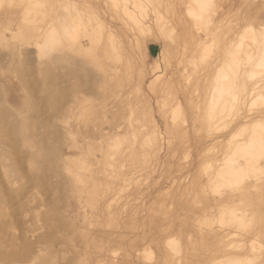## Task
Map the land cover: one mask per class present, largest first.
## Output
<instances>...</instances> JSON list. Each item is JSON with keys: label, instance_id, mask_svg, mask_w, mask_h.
Here are the masks:
<instances>
[{"label": "bare ground", "instance_id": "6f19581e", "mask_svg": "<svg viewBox=\"0 0 264 264\" xmlns=\"http://www.w3.org/2000/svg\"><path fill=\"white\" fill-rule=\"evenodd\" d=\"M214 2V0H0V47L8 51V53L5 54L6 57H9L12 60L17 59L18 62L15 68H18L22 73L35 70V68L30 65L33 60H31L30 63H28V61V64L25 62L26 58L29 59L28 57L30 54L34 52L38 64L36 68L43 81H47L46 76L50 68H54L52 65H55L57 62L61 63L62 67H65V65H73L74 67V65H80L81 60H86L90 62L91 65L93 64V67L97 68L99 75L100 73L106 74L108 72V76L109 70L115 67V63L116 67L119 66L118 63H121L122 65L120 66L122 67H119V70H111L114 74H111L112 77L111 79L109 78L111 80L109 82L110 84L113 83L115 85L129 82L132 85L136 79L132 80L133 78L130 76L132 74H129L128 69L130 63L131 66L134 65V62L136 63L137 57L136 54H133V50L136 48L140 53L139 55L146 57L148 56L149 43H161L159 56L154 59L152 65L153 68L150 67L152 68L150 70L154 73L160 72V74L154 79L152 78L153 80L149 83V88L155 93L163 92L164 94L169 95L170 97L168 98V96L163 93L160 94L161 97L162 94L164 97H167L164 99H168L169 101L171 100V97L175 98L176 101L174 104L171 106L172 102L168 105V107L170 106L173 108L171 111L173 117L180 118L181 122H184L183 124H187L185 119L189 114L188 112H190L189 116L192 117V120L194 121H192L193 124L195 123L197 126H195L197 128H195L196 131H199L200 133L204 132L205 135L204 136L199 132L197 133L200 134L199 137L203 135L201 140H204L202 142L200 141L202 143L201 146L198 145L200 143L199 141L198 144H195L197 145V148L198 146L201 148L200 159V156L197 154V157L200 160H197V162H200L198 165L199 169H197V173L199 174L197 176L194 175V179L192 177V181L190 182L188 180L189 176H187L189 183L186 188L178 190V188H176L177 185H175V189L169 191L170 193L163 192L161 189L162 192L160 191V193L166 194H161L162 196L157 194L158 197L149 201L150 203H148V200H143L144 202L134 204L132 203L133 200H131L134 195L123 191L124 188L126 190L125 186H127L130 180L125 182V186H123L124 184L118 185L115 184L117 182H114V185H118L117 188H114L115 186L112 187L111 181L104 182L103 179H99V176H102V173H104V176L107 175H105V173H111L114 175L113 177L115 179L121 177L126 180L127 176L133 175V177L138 181H141V183L144 182L143 177H145L144 180L146 179L148 182L150 180V175L148 177V173H157L152 172L155 171L156 168L148 173L147 171L150 169L146 172L144 170L150 167L152 168L153 163L155 161L157 163L162 152H166V155L170 156V154L176 149V152H178L179 147L181 149L183 147L186 148L185 144H187L188 147V139L190 140V138H188L190 135L188 137L186 136L188 131L186 133L181 124L176 123L174 125L172 123L173 126L171 125L170 128L166 129L167 134L164 133L167 137L166 140V137H164L162 133L164 131H160L159 129V123L156 120V110L149 98H147L148 95L145 96V94H141L140 92V94L134 92L137 90L138 85H143L141 83L144 81V75L138 72V76L136 75L137 80L135 81V83L138 82V84H136L137 86L135 85V90L132 88L134 90L132 91L129 87L132 91L129 90L130 93L134 92L136 96H133V99H131V95L128 93L125 98L130 96V99L126 98L124 102L116 103L112 109L108 108L109 104L106 105V101L105 103L102 101L100 105L97 102L96 107L99 106V108H89V105L87 104L89 101H81L78 98L80 103L77 105L78 107L75 112L72 111L73 117L71 119L69 118L70 121L67 123L70 132L68 131V134H65L66 136L68 135V137L64 138L67 140L70 135L74 141L75 138H80V142L85 141L88 145V147H86L87 150H85L84 153L82 151H74L71 154L69 152V155L65 151L67 155L70 156H67V162L75 167L71 173L76 177L77 182L85 186L81 189L85 190V205L95 212L93 215V221L88 222V225L90 224V229L87 230L85 234H82V237H78V243H75L73 246L77 249V252L83 254L81 257L84 258V264H101L104 262L103 256L105 255H103V253H105V251L103 248L106 247L107 249L109 245L108 243L110 242L109 240L112 239L108 236V238L106 237L105 239L103 237L105 233L108 234L112 232V235H116L117 237L122 236L123 240H127L131 231L130 226L136 224H139V226L142 224L141 228L143 231V237H145L146 234H149L148 237L152 238L150 241H164L162 246H158L157 249L153 247L154 245L151 246L150 244H146L144 248L141 246L143 251H141L140 255L144 258V261H146L145 264H179L177 262L179 258L176 260L175 256L179 255L181 258H186V254L187 256L190 254L197 256L198 260L196 257L195 259L197 261L201 259L203 261L201 264H264V179H262V175H260V173L264 172V151H262L261 148L262 143H264V127L261 126L264 124V18L258 19V16L251 17L252 14L249 9L248 11H244L242 14L243 17L242 15L240 17L239 14L235 15L236 18L234 21L231 20L234 18L230 17L231 19L226 23L225 19L226 21L228 20L226 16L223 18L221 17V19L219 18L220 20L217 22L218 14L216 13L218 10L214 14V9L220 7L216 8V4H219V2ZM221 4H223L222 1ZM213 5L216 7L213 8ZM161 8H163L166 13L172 12L177 14L175 15L176 17L167 20L170 15L166 17V14L164 15ZM150 10L153 12V17L151 15V17L149 16ZM108 12L111 17L110 20L108 18L109 16L106 15ZM113 19H115L114 21L116 22L119 21L121 26L117 23H113ZM176 26L179 27L178 30H176ZM180 46L181 51L185 50V53L187 54L186 64H193L196 68H194L195 72L192 71V73L194 72V75H191L193 79L195 77L194 85L192 86L193 94H191V88L188 84V86H186L187 89H183L184 91L182 90L183 93H181V95L184 94L183 100H185V106L177 100L178 96L176 97L175 94L178 90L176 89V92L173 91L174 86L178 84L177 81H175L176 73L171 71L172 75H170L167 72V68H170L169 66H172L171 64L174 62H172V59L177 58L176 56L178 55V52H180L178 51L180 50ZM30 47H32L33 50H30ZM220 51L221 55L218 57L217 54L220 53ZM145 60H147V57ZM181 61L184 62L183 60ZM145 62L146 61H144V63ZM84 64L86 63L83 62V65ZM179 65L181 66V64H178V66ZM83 67L85 68V66ZM135 67L134 69L137 68ZM164 69L167 71L162 74ZM182 70L183 69H181V71ZM0 73L2 74L1 78L5 80L4 91L0 96V107L4 109L8 108L13 111L14 114L12 115H15L16 117V119L14 118L13 125H17V129L20 128H18V126H21L28 130L29 125L30 129H33L34 127L31 124H35L34 122L36 120L31 117V112H28L29 114L27 113V110H30V108L27 109L26 107L28 104L32 105L30 107H34L35 104H31V102L28 103L29 100L28 102L26 101L28 99H26L28 93H22L21 88L18 89L19 83L17 84L15 81L16 76L13 78L6 76V65L0 68ZM93 73L97 74V72ZM183 73L184 75H187V70L185 68ZM135 74L136 72L134 75ZM196 74L197 76H195ZM181 77L183 78V76ZM192 77H190V80L193 82ZM190 80H188V83ZM174 81L176 83H174ZM39 83L42 82L39 81ZM89 83H91V85L94 84L92 81ZM91 85L89 90L92 89ZM103 88L101 87V89ZM149 88L147 89L148 91ZM138 91L141 90L138 89ZM141 92L144 93V90ZM155 95L154 97L156 98ZM72 97L70 98L71 100ZM173 98L172 101H174ZM50 99L47 103H50ZM100 99L101 98H99V100ZM71 100H69V102H71ZM162 100H160V104L162 105L164 103L162 105L163 107L159 106L157 110L165 117V114H169L166 109L164 110V106L167 105V100H164L163 103ZM51 102L55 103V100ZM73 104H71V106H73ZM34 109L32 112L39 110L38 107L36 111ZM38 113L40 114V111H38ZM52 113L56 116L54 111ZM40 118L41 117H39L38 122L40 121ZM57 118L59 119L58 115ZM43 119H46L45 116ZM166 121L167 119L163 120V123H166ZM188 121L190 122V120ZM38 122L36 121L37 124L35 126L38 125ZM48 124L51 126L50 122L47 123V126H49ZM104 124L109 126L110 130L108 132H105L106 129L103 128ZM31 126L33 128H31ZM191 126L194 128L192 124ZM51 127L54 128V125ZM34 129H37V127ZM27 130H25V132H28V135L32 136L34 139V133H32V135L30 133L31 130ZM217 130L221 132L219 133L220 136H216V139H212L213 141L211 142L208 141L211 140L209 138L213 137L212 135L215 133L214 131ZM46 132L48 133L49 131ZM54 133L55 132L52 134L51 131L52 135H56ZM16 134L17 133H15V135ZM22 134L23 140L25 141L23 142L25 144L27 143L26 140L29 138V140L32 141L30 136H26L27 133L25 134L23 132ZM38 135L40 136L42 134L37 133V138H39ZM214 135H216V133ZM52 137L58 136L56 135ZM71 138H69L68 141H71ZM19 139L22 141V137ZM105 139H109L113 143L108 148H102L103 143L101 144V142ZM17 141L20 142L19 140ZM52 141L55 140L52 139ZM28 142L30 143V141ZM99 142L102 145V149L100 148L99 150L100 156H97L96 154H98V150H96L97 148H94L95 146L93 147V145ZM192 142H190V144ZM32 143H34V141ZM69 144L71 145V143ZM190 144L188 148L193 149L192 144ZM37 145L38 147L41 146L39 144ZM76 145L81 146L76 143L75 147ZM28 147L27 144L26 149ZM78 147L76 148L78 149ZM83 148L85 147L83 146ZM200 148L198 149L200 150ZM181 151L184 152L182 153ZM181 151L179 150V152H181L180 154H183L182 156L184 157L185 151L187 152L188 150L186 148ZM189 151L187 154L190 156L191 153ZM83 155L85 159H82ZM187 156L185 157L186 160L189 158ZM0 160H2V157ZM167 162L170 163V158ZM33 163L36 164L35 161H33ZM156 163H154V166L158 168V166L155 165ZM169 163L168 166H170ZM69 166L70 169L68 168L67 170L73 169V167L71 168V165ZM171 166L174 168L173 165ZM165 167H162V169ZM178 167L180 168L179 165ZM8 168H6V170H8ZM13 169L15 168L13 167ZM162 169L161 171L163 173V170L166 169ZM137 170H143L145 172L142 171L143 173L141 172L142 174H140L141 177L143 176L142 180L140 177H137ZM135 171L136 173H134ZM186 173H188V171ZM66 175L69 174L66 173ZM169 175L165 174L164 176L169 177ZM164 176H162L163 179ZM153 177L155 176L153 175ZM69 179L70 177L67 180L69 181ZM160 179L162 180V178ZM71 182L72 181H70V183ZM158 182L160 183V180H158ZM158 182H155L156 185ZM175 183L176 182H174V184ZM72 184L68 186L71 187ZM75 184H73V186ZM148 184L149 183H147V185ZM174 184L172 183L173 187ZM12 185L13 183L11 186ZM129 185L130 183L128 186ZM156 185L154 186L158 187ZM121 186L124 188L121 189ZM141 186L143 187L142 184ZM118 187H120V190ZM144 187L146 188L148 186ZM77 188L78 185L76 189ZM141 188L140 190L138 189L137 192L140 193L143 189ZM61 189L63 188L61 187ZM226 189L232 191L227 193L225 192ZM63 190L66 189L64 188ZM167 190L168 189H166V191ZM111 192H113V194H111ZM209 193L218 194V198L216 197L215 199L212 194V197L215 200H211L212 198L210 199L211 196H209ZM109 195H113L114 197H112V199L109 198L106 202L105 198L108 199L107 196ZM184 196L188 197L184 198ZM79 197L81 196H78L77 198L79 199ZM143 197L144 195L141 196V198ZM146 197L148 198V195ZM103 200L104 202H102ZM78 203L79 202H77V204ZM79 206L77 205V207ZM87 207L85 208L87 209ZM141 213H146L148 215L146 217L144 215L140 216ZM87 220L85 225H87ZM90 220H92V218ZM150 220L151 222L155 221V223H160L161 226L159 227V232L162 233V235L165 233V236H162L161 234L155 236L156 233H151L154 228L148 230V224H150L148 221ZM7 222L9 225L10 220L8 219ZM84 223L81 224L84 225ZM215 223L220 226L232 227L234 228L233 230H237V232L239 231L240 234H238V236L240 239L231 234L235 240H230L232 236L229 234L231 237L227 239L225 238L226 240L229 239V241L226 242L224 246L220 248L217 247V241H220L219 237H223L224 235L220 234L218 230L215 232L211 229ZM11 225H13V222ZM190 225L191 228L188 230ZM13 226L18 228L17 224ZM114 227H118V230H116V232L110 231ZM1 228L3 229V227ZM13 231L15 234L16 230L14 229ZM81 231H83V229ZM192 232L199 234L196 241H193ZM227 234L228 233H226V236ZM252 235L257 236L259 242L255 245L256 242L253 240L249 246H246V243H249V237L244 236ZM39 237L41 236L39 235ZM122 237L120 239H122ZM184 237H186L187 242H185V244L182 242V238ZM118 239L116 242L120 240ZM11 240L12 239H10V241ZM14 240L16 241V238H14ZM221 240H223V238ZM39 241L40 239L38 242ZM32 242L34 243L33 240ZM0 244H2V242H0ZM6 245H4V247ZM32 245L34 244L30 243V245L24 246V249H22L23 247L20 248L16 246L21 249V251L20 253H14V256H19V258L25 257V259L29 258L30 260L36 257L35 261L31 264H55L58 258H61L62 260L67 259H65L67 254L65 255V252L58 250L59 248H47L46 251L48 252L42 249L39 253L42 251L44 253L45 251L43 256L36 254L35 252L37 250L34 252ZM114 245L112 248L113 250ZM123 246L122 243L121 249L126 248V246L125 248ZM130 246H132L131 243ZM6 247L9 249L8 246ZM111 247L112 245L110 248ZM119 249L117 248L116 251L118 252ZM2 254L4 253H1L0 256H2ZM102 257L103 259H101ZM4 259L5 258H3V260ZM3 262L4 261H2L1 264ZM113 264H115V262ZM129 264L134 263L130 261Z\"/></svg>", "mask_w": 264, "mask_h": 264}, {"label": "rangeland", "instance_id": "374dc122", "mask_svg": "<svg viewBox=\"0 0 264 264\" xmlns=\"http://www.w3.org/2000/svg\"><path fill=\"white\" fill-rule=\"evenodd\" d=\"M171 1H173V0H171ZM214 1H215L214 3H218L219 2V4H216L217 7L213 5L214 6L213 8L220 7L218 9H214V14L218 10L217 13H216V14H218L217 22H219V20L223 16V14H224L223 17L227 16L226 18H228L227 21L225 19L226 23H228L229 19H231V18H234V19H231V20L234 21L235 18H236L235 15L239 14V16L241 17V15L244 13V11H248L249 9H250V12L252 14L251 17L258 16V19H260V18L263 19L264 18L263 17L264 16L263 15L264 14V0H258V1L257 0H251V1L250 0H220V1L219 0H214ZM221 1L223 2V4H221ZM252 3L254 4L253 6H252ZM182 9H183V7H182ZM161 11H163L164 15L166 14L165 15L166 17H168L170 15L167 20L174 19L176 17L175 15H177V14L172 13V12L166 13L163 8H161ZM105 12H107V11H105ZM240 12H241V14H240ZM103 13H104V11H103ZM149 13H150L149 16L150 15L152 17L154 16L153 12L151 10H150ZM106 15L109 16V12L106 13ZM242 17H243V15H242ZM108 18L110 20L111 17L109 16ZM114 20L115 19L112 20L113 23H117L119 26H121L119 21L116 22ZM178 29H179V27L176 26V30H178ZM29 49L33 50L32 47H30ZM178 49H179V46H178ZM134 51H136V52H134ZM160 51H161V43H149L148 44V56H146L147 60H145L146 57H144L142 55H139L140 53L138 52V50H136V48H135V50H133V54H136V57H137L136 58V63L138 65L134 62V65L132 64L133 66H131V63H130L129 64V69H128L129 70V74H132V75H130L131 78H133L132 80H134V79L137 80L138 73H141L142 75H144V81H143V83H141L144 86L143 85H140V86L138 85L137 90H135V85L138 84V82L135 83L136 80H134L132 85L129 82H127V83L124 82V83H121L120 85H115V84L111 83L113 86L110 84L109 81H111L110 79H111L112 75L114 74V72H111V70L112 71H115V69L119 70L122 67V66H120V65H122L121 63H118L119 66H117V67H116V63H115V65H114L115 67H113L114 70H113V68L111 70H109V76H108V72L106 74L104 73L105 75L101 74V73L99 75V73H98L99 71L97 70V68L93 67L94 65L92 64L93 65L92 66L91 63L86 61V60H81V64L80 65H74V67H73V65L72 66L65 65V67H62V64L57 62L58 64L56 63L55 65H52V67H54V68H50V70L48 72V74L50 76L48 74L46 76V79L48 81L47 82V81H43L42 78L39 75V71L36 68L38 64L36 62L34 52L30 54V56L28 57L29 59L26 58L25 62H26V64H28V63H30L31 60H33V61H31L32 63H30V65L33 66L36 71L33 70L31 72L27 71V72L22 73V72H20L18 70V68H15V66H17V62H18L17 59L16 60H12L9 57H6L5 54H7L8 51L0 47V68L2 66L6 65V68H7L6 76L9 77V78H13L14 76H16L15 81H16L17 84L19 83L18 84V89L21 88V92L22 93L23 92L28 93L27 97H26V99L27 98L28 99L26 101L28 102V100H29L28 103L31 102V104H33V105L35 104L34 107H30L32 105L28 104V106L26 108L27 109L30 108V110L26 109L27 113L31 112L30 113L31 117L35 118L34 120H36L37 122H38L39 117H41L40 121L38 122L39 127H38V125L35 126L37 124L36 121H35L34 122L35 124H31V125H33L34 128L37 127V129H34L32 126H31V128H33V129H30V125H29V129L31 131L29 129L28 130L30 131L31 134L34 133V136H33L34 139L37 138L36 137L37 133H39V134L41 133L42 134L40 136L38 135L39 138H37L38 140L36 139L37 140V142H36V140H34L32 138V136L28 135V132H25V130H27L26 128L18 126V128L19 127L20 128L17 129V125H13L14 120L16 119L15 115H12V114H14L13 111L9 110L8 108L4 109V108L0 107V111H1L0 112V138H1V140L4 141L3 142V141L0 140L1 144H2V145L0 144L1 145L0 146V156L2 157V160H0V223L2 222L0 224L1 225L0 228L3 227V229L2 228L0 229V242H2V244H0V250H3V251H0V254L1 253L5 254V255L2 254V256L4 255L3 257L0 256V261L1 262L4 261L2 264H28V263L31 264L32 262H34L36 257H34V259L30 260L29 258L25 259V257H23V258L20 257L19 258V256L18 257L14 256V253H17V252L20 253V251H21V249H19L18 247H20V248L23 247L22 249H24V246L30 245V243L34 244V245H32L33 249H34V252L37 250L35 253L38 254V255L40 254V255L44 256V253H45L46 249L50 248V247H53L55 249L59 248L58 250H60L62 252H65V255L67 254L66 257H65V259L67 258L66 260H62L61 258H58L56 260L55 264H57V263H59V264H69V263L70 264H84V260H83L84 258L81 257L83 254L77 252V249L75 247H73V246H74L75 243H78V239L77 238L78 237H82L83 236L82 234H85V232L90 229V226H89L90 224L88 225V222H92L93 221V217H94L93 215H94L95 212H94V210H91V208L87 207V205H85V199H86V196L84 194L85 190H81L85 186H83L82 184L77 182L76 177L73 175V173H71V172H73L72 170H74L75 167H74V165L69 164V162H67L66 158L68 156L67 153L69 154V152H70V154L72 152H74V151H82L84 153L85 150H87L86 147H88V145H87V143L85 141H81L80 142V140H81L80 138H75V141H74V139L71 138L70 135H69V138H71L73 141L71 139H70L71 141H68L69 138L67 140H65L66 138H64V137H68V135L67 136L65 135V134H68V131H69L67 123H69L70 119L73 117L72 114L77 109V107H78L77 105H79V103H80L79 100H81V101L82 100L83 101L84 100L85 101L86 100L89 101L87 103L89 105L88 106L89 108H91V107L92 108H99V106L96 107L97 106L96 105L97 102L100 105V103H102V101H103V103H105V101H106L105 104L106 105L109 104L108 108L112 109V107L115 106L116 103L124 102L126 100V98H129L130 96L125 98V96H127L128 93H129V95H131V99H133V96L134 97L136 96V94H134V92H136V93L140 92L141 94H145V96L148 95L147 98H149V100L153 104L154 109L156 110V120L159 123L158 126H159L160 131H164V132H162L164 137H166L165 134H167V130L166 129L170 128L171 125L173 126V124L175 125L176 123L181 124L182 128L185 129L186 133L188 131V133L186 135L187 137L190 135L188 137V138H190V140L187 138L188 142H189V143L187 142L188 143V147H189L190 142L193 141L191 143L192 146H193V149L192 148H188L187 144H185V147L187 148L188 151L190 149V151H189L191 153L190 156L187 154L188 151L187 152L185 151V153H184L185 156L184 157L182 156L183 154H180L181 152L182 153L184 152V151H181V150L186 149L184 147H183L184 149L183 148L181 149L180 147L178 148L181 152H179V150H178V152H176L177 151V149H176L173 153L170 154L171 157L166 155V152H162V154H161V156H160V158L158 160L159 162L157 161L158 164L156 163V161L154 162V163H156L155 165L158 166V168L155 167L154 163H153L152 168L150 167V168L144 170L146 172L147 170L150 169L149 171H147V173H148V172L152 171L153 169L155 170V168H156V170L152 171V172L153 173L157 172V173H155V174H152L151 172L148 173V177L150 175V177H149L150 180L148 178V180L150 182L149 181L147 182L146 179H145L146 180L145 181L144 180L145 177L142 176L143 177V181L145 183L146 182L149 183L148 185H147V183L145 184L144 182L141 183V181H138L136 178L133 177V175L132 176L131 175L127 176L126 180H125V178H121V177L119 179L116 178V179H118V180H116L113 177L114 175L111 174V173H105V175L107 174L106 176L108 178L106 176H104V173H102V176L101 175L99 176V179H101V180L103 179L104 182L111 181L112 182V187L115 186L114 188H117V186L119 184L120 185L124 184L123 186H125V184H126L125 182H128L130 180L128 182V184L130 183V185H129L130 187L127 184V186H125L126 190H125V188L123 186H121V189L124 188L123 191H126V193L129 192L130 194L134 195V196H132L133 198H131V200H133L132 203L136 204V203L144 202V201H147V200H148V203H150L149 201L153 200L155 197H158L157 194H160V195L161 194H166V193H160L161 189H162L163 192L170 193L169 191H172L173 189H175V185H177L176 188H178V190L182 189V188H186L188 183L190 181H192V177L194 179V177L199 174V173H197V171H198L197 169H199V166H198L199 163H200L199 159L201 158V156H200V154H201L200 146L202 145L201 142L204 141V140H201L203 138L202 136L204 135V132L200 133L199 131H196V129H197L196 127L197 126H196L195 123H194L195 125L193 124L194 121L192 120V117L189 116L190 112H188L189 114H188V116L186 118L187 120L185 119L187 124L189 122L188 120H190L188 125L187 124H183L184 122H181L180 118L173 117V113L171 112L173 110V108H171L170 106L168 107V105H170L173 102L171 104V106H172L174 104V102L176 101L175 98L171 97L170 98L171 102H170L168 99H164V98H167V97H164V95L168 96V98L170 97L169 95L164 94L163 92H161V93L164 94V95L162 94V97H163L162 98L161 95H160L161 93H155L149 88V83L151 82V80H153L158 74H160V72L159 73H154L152 70H150V69L153 68L152 65H153L154 59L159 56ZM178 51H180V52H178V55L180 56V58L177 55L176 56L177 58L172 59V62L173 61L174 62L171 64L172 66H169L171 68V70H170V68H167L168 71L164 69L162 74L165 71H167L170 75H172L171 71L176 73L175 74V78H176L175 81H177L178 84H176L174 86V88H173L174 90L173 91L176 92L175 90L176 89L178 90L176 92V94L175 93L174 94L176 95V97L178 96L177 100H179L183 104V106H185L186 103L184 102L185 100H183L184 99V96H183L184 94L181 95V93H183V91L185 90L186 86L190 85L189 87L191 88V92H192L191 94H193L192 86L194 85L195 77L193 79L192 76L194 75V72H195L194 68L195 67L193 66V64H191V65L190 64H186L187 63V57H186L187 54L185 53V50L181 51V46H180V50H178ZM217 51H219V50H217ZM180 54L182 55V57H181ZM220 55H221V51H220V53L217 54V56L219 57ZM139 56H140V58L142 57L141 61H140ZM1 58L3 59V61H2ZM177 59H178V62H177ZM138 60H139V62H138ZM143 60L146 61V62L144 63ZM181 60H183L184 62H182ZM83 62H85L87 65L86 64L83 65ZM178 64H181V66L180 65L178 66ZM183 64H184V66H183ZM82 65L85 66V68ZM186 65H187V67H186ZM143 66H144V68H143ZM55 67H56V69H55ZM134 67L136 69H134ZM138 67H140V68H138ZM150 67H152V68H150ZM146 68H148V69H146ZM184 68L187 70V75H184V73H183ZM179 69H180V71H179ZM181 69H183V70L181 71ZM53 71H54V73H53ZM192 71H194V72L192 73ZM93 72H97L98 76H97L96 73H93ZM135 72H136V74L134 75ZM17 75L20 76V77H18ZM147 75H149V76H147ZM181 76H183V78ZM195 76H197V74ZM1 77H2V74L0 73V96L2 95V93L4 91L3 88H4V84H5V80L2 79ZM17 77H18V79H17ZM190 77H192L193 82L190 80ZM106 79H107V81H106ZM102 80H103V82H102ZM185 80H187V81H185ZM188 80H190L189 83H188ZM39 81L42 82V83H39ZM91 81H92V83L94 82V84L91 85V83H89ZM175 81H174V83H176ZM26 82L27 83L29 82V83L27 84ZM103 83H104V86H103ZM129 84H130V86H129ZM90 85H91L92 89L89 90ZM178 85H180V86L182 85V86L180 87ZM101 87L102 88L104 87V88L101 89ZM129 87H130V89L132 91H134V90L135 91L133 93H130L131 90L129 89ZM141 87L144 90V93L141 92V91H143L141 89ZM121 88H123V89H121ZM132 88H134V90ZM148 88H149V91L147 90ZM138 89L141 90V91H138ZM44 90H46V91H44ZM48 90H50V91H48ZM51 92H53V93H51ZM42 93H44V94H42ZM48 93H50V94H48ZM153 93H155L157 95L159 94L158 95L159 97L157 95L153 94ZM47 94H48V96H47ZM82 94H83V97H82ZM106 95H107V97H106ZM154 95L156 96V98L154 97ZM52 96H53L54 99L52 98ZM79 96H81L82 99ZM71 97H72L73 101L70 99ZM160 97H161V99H160ZM31 98H32V100H31ZM50 98H52V99H50ZM78 98H79V100H78ZM99 98H101V99L99 100ZM172 98H173L174 101H172ZM181 98H182V100H181ZM49 99H50V103H47V101L49 102ZM105 99H107V100H105ZM162 99L167 100L166 101L167 105L164 106V110L166 109L167 113H169L168 114L169 117H168L167 114H165V117H164V115L159 113L158 110H157L159 106L163 107L162 105L164 104L163 103L164 100H162ZM54 100H55V103L51 102V101H54ZM69 100H71L72 103L69 102ZM75 100H77V101H75ZM160 100H162V103H163L162 105L160 104V102H161ZM32 102H34V103H32ZM76 103H78V104H76ZM184 103H185V105H184ZM71 104H73V106H71ZM36 105L39 108L38 111H40V114L38 113V111H36V109H37ZM32 108L33 109L35 108L34 110L36 112H34V111L32 112V110H33ZM70 110H71V112H70ZM53 111H54L56 116L53 115V113H52ZM57 115H58L59 119L57 118ZM44 116H45L46 119H43ZM166 116H167V118H166ZM170 117L174 121L175 120L176 121L174 122ZM166 119H167L166 123H168V124L163 123V120H166ZM41 120H43V121H41ZM171 121H173V122H171ZM46 122L47 123L50 122L51 126L54 125V128L51 127L49 124H48L49 126H47ZM191 124L193 125L194 128H192ZM185 125H187L188 127L185 126ZM43 127L45 128L46 131H49V132L47 133L44 130ZM103 128H105L107 130V131L105 130V132H108L110 130L109 126L106 125V124L103 125ZM35 130H37V131H35ZM51 131H52V134H53V132H55L54 134H56L58 137H52V136H56V135H52ZM192 131H194L195 134ZM23 132L25 134L27 133L26 136H28V137L30 136L32 141L29 140L30 139L29 138L28 140H26L27 143L25 144L24 143L25 141L23 140V134H22ZM198 132L200 134H203V135H201L202 138L199 137L200 134H197ZM214 132L216 133V135H214L215 134ZM214 132H213L214 134L212 135L213 137L209 138L211 140L207 139L208 141L211 142L214 139H216V136L217 137L220 136V134H219V133H221L220 131L217 130V131H214ZM15 133H17V134L15 135ZM35 133H36V135H35ZM49 135H50V138H49ZM18 136H19V138L22 137V141L18 138ZM51 137L55 141H52ZM42 138L44 139V141H43ZM17 140H19L21 143L18 142ZM166 140H167V137H166ZM28 141H30V143ZM33 141H34V143L36 142L37 144H39L41 146L38 147V145L36 143L35 144L32 143ZM76 141H79V142H76ZM106 141H107V143H106ZM109 141H110L109 139L108 140L105 139L103 142H101V144L103 143V146L100 144V142L97 143L98 145L96 143L93 145V147L95 146L94 148H97L96 150H98L97 151L98 154H96L97 156H100L99 150H100L101 146H102V148H108V147H110L113 144L112 141H110L111 143ZM198 141L199 142L201 141L200 142L201 144ZM22 142H23V144H22ZM72 142L75 143V144L76 143L80 144L81 146L76 145V147L79 146L78 149H80V150H78L75 147V144H73ZM69 143H71L72 146ZM105 143H106V145H105ZM196 143L197 144L199 143L198 145H200V146H198V148H200V150L197 148V145H195ZM27 144H28L29 147L26 149ZM23 145H24V147H23ZM34 145H36V146H34ZM73 145H74V147H73ZM82 145L85 148H83ZM192 146H190V147H192ZM36 147H38V148H36ZM83 149H84V151H83ZM34 153H36V154H34ZM197 154H198V156H200L199 159L197 157ZM31 155H33V156H31ZM181 156H182V158H181ZM186 156L189 157V158H187L188 160L185 159ZM191 156H192V158H191ZM1 157H0V159H1ZM68 157H70V156H68ZM168 157L170 158V163L167 162L169 160ZM183 158H184V161H183ZM82 159H85L84 155H83ZM165 159H168V160H165ZM197 160H199V161L197 162ZM33 161H35L36 164L33 163ZM180 161H182V162H180ZM168 163H169L170 166H168ZM175 163H176V166H175ZM68 164L71 165V168L73 167V169L67 170L68 168L70 169V166ZM166 165L168 166V168H167ZM171 165H173L174 168ZM178 165L180 166L181 169L183 168L184 170L183 169L181 170L178 167ZM3 166L5 167V169H4ZM8 166H9V168H8ZM13 167L15 169H13ZM162 167H165L163 169H166V170H163ZM184 167H186L187 169L184 168ZM6 168H8L9 171L6 170ZM177 168H179L180 170L177 169ZM161 169L165 172V173L163 172L164 174L162 173ZM192 170H193V172H192ZM7 171L10 172V173H8ZM139 171H138V174H136V175H137V177H140L141 180H142V177H141L140 174H142L144 171L143 170H139ZM187 171H188V173H186ZM180 172H182V173H180ZM66 173L69 174V175H66ZM70 173H71V175H70ZM134 173H136V171ZM165 174L166 175L171 174V175H169V177H168V176H164ZM153 175L155 177H153ZM161 175L164 176V179H163V177ZM260 175H262L261 178L264 179V177H263L264 176V172L260 173ZM68 176L71 179V180L69 179V181L67 180L69 178ZM187 176L190 177V178L188 177L189 182L187 180ZM66 177H68V178H66ZM73 177H75V178H73ZM157 177H159V178H157ZM180 177H181V179H180ZM140 178H138V179H140ZM160 178H162V180ZM157 179L160 180V183L158 182ZM168 179H169L170 182L168 181ZM119 180H121V181H119ZM178 180H179V182H178ZM70 181H72V182L70 183ZM133 181L136 183V186H135V183ZM173 181L176 182L177 184L176 183L174 184ZM184 181H186V182H184ZM114 182H117L115 184H118V185H114L113 184ZM155 182H158L159 185L158 184L156 185ZM12 183H13V185L11 186ZM72 183L73 184L76 183V184L73 186ZM140 183L143 185V187L144 186H148V187H146V188L144 187L143 188ZM172 183L174 184V187L172 186ZM71 184L73 186V189H72V186L69 187ZM139 184H140V186L143 189L139 186ZM77 185H78L77 189H79V190L76 189ZM154 185H156L158 187H155ZM161 185H162V188H161ZM61 187L63 189L65 188L66 190L61 189ZM139 187L142 189L140 193L137 192L138 189L140 190ZM169 187L171 188V190H170ZM118 189L120 190V187H118ZM166 189H168V190L166 191ZM148 190H150V191H148ZM231 191H230V189H226L225 190V192H227V193H229ZM144 192H145V194H144ZM73 193H75V194H73ZM176 193H177V191H176ZM111 194H113V192H111ZM212 194L213 193H209V196H211L210 199L212 198L211 200H213L214 198L216 199V197L218 198V194H213L214 196ZM143 195H144V197L141 198V196H143ZM147 195H148V198L146 197ZM78 196H81V197H79V199H78L77 198ZM109 196H107L108 199L107 198H105L106 200L104 199L106 202H107V200H109V198L112 199V197H114L113 195L112 196L109 195ZM150 196H152V197H150ZM187 197L184 196V198H187ZM32 199H33V201H32ZM77 199H78V201H77ZM104 200L102 202H104ZM137 201H139V202H137ZM32 202H34V203H32ZM77 202H79V203L77 204ZM80 203H82V204H80ZM77 205L78 206L80 205V206L77 207ZM85 207H87V209ZM89 211H90V214H89ZM92 211H93V213H92ZM142 215H144L146 217L148 214L141 213L140 216H142ZM85 216L86 217L88 216L87 217L88 220L87 219L86 220H87V225L89 227L87 225H85L86 224V220H85L86 217ZM91 218H92V220H90ZM8 219L10 220L9 225H8V222H7ZM38 221H39V223H38ZM84 221H85V223H84ZM3 222H4V224H3ZM12 222H13V225L17 224L18 228H16V226L11 225ZM148 222L150 223V224H148V227H149L148 230L154 228V229H152L151 233H153V232H154V234L156 233L155 236H159L160 234L162 235V233L159 232V227L161 226L160 223H157V222L155 223V221L151 222V220L148 221ZM81 223H84V225L81 224ZM5 224L7 225V227H6ZM73 225H75V226H73ZM12 226H13V228H12ZM141 226H142V224L140 226H139V224L138 225L136 224L134 226H132V225L130 226V229L133 232L130 231V235H129V237H127V240L124 239L126 242L123 240L122 236H118L117 237L116 235H112V232L108 233V234L105 233L104 236H103L105 239H106L107 236L111 237L112 239L109 240L110 242L107 241V242H109L108 243L109 245H108L107 249H106V247L103 248V250L105 251V253H103V255H105V256H103L104 257V260H103L104 262L101 263V264H109V263L113 264L114 262H115V264H118V263L119 264H124L126 261L127 262L125 264H129L130 261L132 263H134V264H142V263L145 264L146 261H144V258H142V256L140 255L141 251H143V248L145 247V245L146 244H150L151 246L154 245L153 247L155 249H157L158 246L159 247L162 246L164 241L163 240L150 241L152 238L148 237L149 234L148 235L146 234V236L143 237L142 236L143 235V231H142ZM40 227H42V228H40ZM215 227H216V229H215ZM11 228L13 230L14 229L16 230L15 234L13 233L14 231ZM190 228H191V225L188 227V230ZM228 228L229 227L222 226V225L220 226L219 224H216V223L214 224V226H212L211 229L213 231L217 232V230H218V232L220 234L224 235L223 237H219L220 241L219 242L217 241V245H216L217 247L220 248V247L224 246V244L229 241V239L228 240H226V239L230 238L231 236L233 237V235L237 236L240 239V237L238 236V234H240L239 231L237 232V230H233L234 228H232V227H230L229 229ZM80 229L81 230L83 229L84 232L81 231ZM116 230H118V227H114L110 231L116 232ZM148 230H147V233H148ZM77 232H80V233H77ZM76 233H77V235H76ZM226 233H228L227 236H226ZM164 234L165 233H163L162 236H165ZM194 234H195V232H192V236H193L192 238H193V241H196L197 237H199V234L198 233H197L198 235L197 234L194 235ZM229 234L230 235L233 234V235L230 236ZM39 235L41 237H39ZM6 237H9V238H6ZM10 237H12V238H10ZM116 237H117V239L118 238L120 239L122 237V239H120V240L118 239L120 242L119 241L116 242V240H117ZM232 237H231L230 240H232V239L235 240L234 237L233 238ZM244 237H249V241H248L249 243H246V246H249L251 244V242H253V240H254V242H256L255 245H257V243L259 242L257 236H253L252 235V236H244ZM14 238H16V241L14 240ZM220 238L221 239L223 238V240H221ZM241 238L244 239L243 237H241ZM256 238H257V240H256ZM10 239H12V240L10 241ZM37 239L38 240L40 239V241L38 242ZM32 240L34 241V243L32 242ZM62 240H64L65 242L62 241ZM68 240H69V242H68ZM157 241H160V242H157ZM182 242L185 244L186 237L182 238ZM122 243L124 245L123 246L124 248L126 246L125 249H123V248L121 249ZM130 243H131L132 246H130ZM3 244L4 245L8 244L6 246H8L9 249L6 246L4 247ZM111 245H112V247L110 248ZM113 245H114V250L112 249ZM16 246H18V247H16ZM119 247H120V249H119ZM115 248L119 249L118 252L116 251ZM141 248H142V250H141ZM42 249L45 250L44 253H43V251L39 253V251H41ZM110 249L112 251L117 252V253L112 252ZM15 250H16V252H15ZM46 252H48V251H46ZM123 253L124 254L126 253V254L124 255ZM127 253H128V255H127ZM46 254H48V253H46ZM129 254L131 255V258H130ZM1 257H2V259H1ZM103 257L101 259H103ZM115 257H117V258H115ZM175 257H176V260L179 258L177 260V262L179 264H182V263L183 264H201L203 262L201 259H199V261H197L198 260L197 256L192 255V254H190L188 256L186 254V258H181V256H179V255L175 256ZM195 257H196L197 260L195 259ZM3 258H5V259L3 260ZM124 258H127L128 260L124 259ZM80 260H81V262H80ZM78 261H79V263H78ZM123 261H125V262H123ZM184 261H185V263H184ZM1 262H0V264H1Z\"/></svg>", "mask_w": 264, "mask_h": 264}, {"label": "snow or ice", "instance_id": "6c2138e0", "mask_svg": "<svg viewBox=\"0 0 264 264\" xmlns=\"http://www.w3.org/2000/svg\"><path fill=\"white\" fill-rule=\"evenodd\" d=\"M261 126L264 127V124H262ZM261 148H262V151H264V143H262Z\"/></svg>", "mask_w": 264, "mask_h": 264}, {"label": "crops", "instance_id": "0c3cea01", "mask_svg": "<svg viewBox=\"0 0 264 264\" xmlns=\"http://www.w3.org/2000/svg\"><path fill=\"white\" fill-rule=\"evenodd\" d=\"M254 4L252 3V6H253ZM223 16H224V14H223ZM223 16H222V18H223Z\"/></svg>", "mask_w": 264, "mask_h": 264}]
</instances>
